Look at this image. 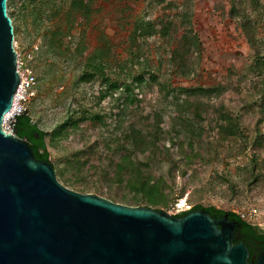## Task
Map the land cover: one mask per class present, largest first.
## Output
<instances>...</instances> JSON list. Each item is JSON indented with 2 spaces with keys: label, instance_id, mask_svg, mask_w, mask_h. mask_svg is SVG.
<instances>
[{
  "label": "rangeland",
  "instance_id": "obj_1",
  "mask_svg": "<svg viewBox=\"0 0 264 264\" xmlns=\"http://www.w3.org/2000/svg\"><path fill=\"white\" fill-rule=\"evenodd\" d=\"M24 1L11 0L7 7L12 14L18 59L36 77L34 96L24 104V109L31 121L47 132L46 147L61 184L108 199L111 193L116 196L110 200L118 203H123L120 197L132 199L135 192L123 183L108 180L123 151L122 131L131 121L145 130L153 123L154 111L159 110L163 114L162 141L150 170L153 175L164 177L174 197L179 195L171 206L161 210L175 215L196 204L214 205L244 214L246 221L264 226V180L248 181L242 169L255 150L248 146L239 155H235V150H222L227 146H244L245 142L225 141L221 147L217 143V129L213 122L210 124L215 115L210 112L203 115L202 123L196 122L188 138L183 133L176 136L172 124L177 116L171 96L162 98L157 84L148 80L142 85L133 84L132 93L126 92L122 85L132 83V76L143 68L149 72L145 78L153 74L157 81L173 87L220 83L223 95L214 102L219 109L241 119L242 129L251 141L258 114L252 105L256 93L250 85L263 83L264 66L255 65V51L244 37L241 19L243 16L251 19L254 36L259 47L264 48V0H259L257 10L248 0H242L236 17L230 15V0H84L89 13L87 17L74 19L60 49L48 45L49 31L57 24L64 25L63 13L69 0H54L57 14L43 20L35 19L31 7H25L22 16L17 14ZM187 4L201 48L198 53L188 55L187 66L181 70L170 61V53L178 38L189 31V24L183 25L179 20ZM136 18L153 20L157 27L170 19L176 29L168 38L154 34L142 40L141 64L131 65L126 63L129 59L126 38ZM98 61L103 62V72ZM84 72L92 74V78L79 80ZM111 80L120 87L109 89ZM105 92L106 96L99 100ZM125 106L129 115L117 129V114ZM67 119L70 122L63 136L51 141L52 130ZM166 148L177 166L171 174L170 164L165 161ZM256 153L263 158L264 147ZM186 156L192 162L186 164ZM259 167L264 171V163ZM105 173L109 174L107 178ZM123 204L133 205L131 201Z\"/></svg>",
  "mask_w": 264,
  "mask_h": 264
},
{
  "label": "water",
  "instance_id": "obj_2",
  "mask_svg": "<svg viewBox=\"0 0 264 264\" xmlns=\"http://www.w3.org/2000/svg\"><path fill=\"white\" fill-rule=\"evenodd\" d=\"M17 58L0 0V264H250L242 241L232 242L236 222L227 212L176 217L61 184L52 164L4 127L19 84Z\"/></svg>",
  "mask_w": 264,
  "mask_h": 264
},
{
  "label": "trees",
  "instance_id": "obj_3",
  "mask_svg": "<svg viewBox=\"0 0 264 264\" xmlns=\"http://www.w3.org/2000/svg\"><path fill=\"white\" fill-rule=\"evenodd\" d=\"M190 1L191 0H189V2ZM248 1L254 10L258 9L259 0ZM10 2L11 0H7L8 8ZM229 2L231 3L230 15L232 17H236L239 14L238 5L242 3V0H230ZM25 7H31V13L34 15L35 19L43 20L45 16L47 18H52V16L57 14L54 0H25L24 5H22L21 10L17 12V14L22 16L23 9H27ZM89 10L90 8L88 4L84 2V0H69L68 8L63 13L64 18L62 20L65 21L64 25L57 24L49 31L48 45L50 47L60 49V47H62L64 44V36L71 31L74 19L77 18V16H81L82 18L87 17ZM190 12L191 10L189 11V6L187 4L179 17V20L183 25L189 24V31L185 32L187 35H181L178 38L170 53V61L181 68V70L187 66L186 60L188 55L198 53L201 48L200 38L194 31L191 24ZM7 13L12 18V14L9 10ZM160 26L161 27H157V23L153 20L143 18H136L131 23L129 36L126 38V42L128 43L127 51L129 55V59H127L126 62L127 64L130 63L132 65L134 62L136 64H141L140 54L143 47V43L141 41L146 37L159 34L163 38H168L171 36V31L176 29L175 22L170 19L161 22ZM241 29L245 39L255 51V65L264 66V48L261 49V47H259L252 30V22L249 17H242ZM98 62L100 69L103 72V62ZM188 71L190 70L188 69ZM148 73V69L143 68L141 72L133 75L132 83L124 82L122 84L124 90L128 93H132L133 84L142 85L147 83L146 80H148L157 84L158 94H160L162 98L167 99L169 96H171L173 100L172 104L174 105L177 116L175 124H172V130L175 132L176 136L183 133L184 137L188 138V133L195 129L197 123L200 121V123H202V118L205 113L210 112L213 116L215 115L214 121L210 119V124L213 122V127L215 126L217 129V134L219 135L217 143H219L221 147L225 146L223 145V142L225 141L239 142L243 140L245 142L244 146H227L222 148V150H235V155H239L243 154L244 150L250 146V148L255 151L252 152L253 154L249 163L242 167L245 179L248 181H260V178H263L264 180V171L262 167H259L260 163H264V157L261 158L260 155L256 153V150L264 147V129H262V125H264V81L260 86H254L252 84L250 85V89H253L256 93L252 105L256 107L258 118L256 120V126L251 135L253 138L251 141H249V135L242 129L241 119L230 111L227 112L219 109V107H217L216 103L214 102V100L219 99L223 95L224 87L220 83L211 85L196 84L195 86L189 87H173L164 82L157 81L156 75L153 74L148 76V78H145V75ZM90 78H92V74L84 72L79 77V80L87 81ZM119 87L120 85L117 81L111 80L108 83L109 89H117ZM105 96L106 92L100 94L98 99L101 100ZM181 96H184V98L181 99ZM127 97L129 100L130 96L127 95ZM189 114H191V116ZM117 115L118 120L116 128L118 129L123 122L121 120L126 119L129 115L127 107H123L121 112ZM152 115L153 123L145 130H143L141 127H138L137 123L131 121V124H129L127 128L122 131L123 133L121 135V139L123 151L122 154H120L118 160L114 163V169L112 171L113 176L108 180L123 183L124 186L130 189V191L135 192L134 197L130 200L126 197H120L119 199L123 203H129V201H131L133 205H145L157 210H161L162 207L169 205L171 206V203H173L179 195L174 197V193L170 192L171 190L168 188V185L166 184V181L162 175L155 176L151 173L150 163L152 160H154V157H156V153L159 151V143L162 141V129L160 127V123L162 122L163 118V114L159 110H155ZM96 116L98 119H101L100 115ZM69 122V119H67V121L54 128L52 130L50 140L53 141L63 136ZM13 129L16 131V134L19 137L25 139L28 142L34 153V156L37 159L49 161L56 170L54 163L49 158V151L47 150L45 143V136L47 135V132L40 130L37 124L31 121V117L28 112L22 113L16 117ZM190 144L191 143L189 142V146ZM179 145L180 149L182 150V144L179 143L178 146ZM234 147H236V149ZM191 149H193V147H191ZM165 154V161L170 164L169 171L171 174L172 170L177 166L174 164L175 162L173 159L169 157L167 148L165 149ZM139 155L143 156L142 159H139ZM185 158L186 164L189 161L192 162L191 157L186 156ZM239 169L241 170V168ZM103 175L107 178L109 174L105 173ZM110 196V199H113V197L116 195L110 193ZM197 209H201L203 211H207L210 214L216 215H223L225 212H227L229 218L242 220L241 217L233 211L217 208L214 205L204 206L202 204H196L188 210L176 213L174 216L179 217L189 211Z\"/></svg>",
  "mask_w": 264,
  "mask_h": 264
},
{
  "label": "flooded vegetation",
  "instance_id": "obj_4",
  "mask_svg": "<svg viewBox=\"0 0 264 264\" xmlns=\"http://www.w3.org/2000/svg\"><path fill=\"white\" fill-rule=\"evenodd\" d=\"M208 214L215 219H221L223 216L220 214ZM230 219L231 218L228 217V220ZM241 219L242 220L231 219L236 222L232 242L239 243L242 241L248 252V262L252 264L264 257V226L248 222L243 218Z\"/></svg>",
  "mask_w": 264,
  "mask_h": 264
},
{
  "label": "built area",
  "instance_id": "obj_5",
  "mask_svg": "<svg viewBox=\"0 0 264 264\" xmlns=\"http://www.w3.org/2000/svg\"><path fill=\"white\" fill-rule=\"evenodd\" d=\"M17 70L19 74V84L15 91L12 107L6 114L4 119V127L7 131H12L16 117L23 113L24 104L34 96V89L36 85V77L28 67L24 65L20 59L17 58ZM9 113H12L9 116ZM241 218L244 214L237 213ZM244 219V218H243Z\"/></svg>",
  "mask_w": 264,
  "mask_h": 264
},
{
  "label": "bare ground",
  "instance_id": "obj_6",
  "mask_svg": "<svg viewBox=\"0 0 264 264\" xmlns=\"http://www.w3.org/2000/svg\"><path fill=\"white\" fill-rule=\"evenodd\" d=\"M12 113H9V116L11 115Z\"/></svg>",
  "mask_w": 264,
  "mask_h": 264
}]
</instances>
